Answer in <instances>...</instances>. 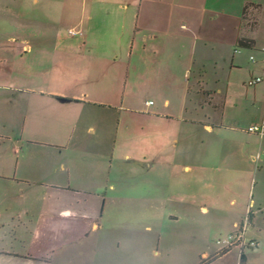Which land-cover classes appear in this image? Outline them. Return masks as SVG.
I'll return each mask as SVG.
<instances>
[{"label": "crops", "instance_id": "1", "mask_svg": "<svg viewBox=\"0 0 264 264\" xmlns=\"http://www.w3.org/2000/svg\"><path fill=\"white\" fill-rule=\"evenodd\" d=\"M247 4L259 7L254 30ZM2 5L0 32L12 31L0 33V264H71V245L90 235L93 256L115 258L110 243L133 248L139 220L162 229L201 216L210 231L254 223L252 205L264 213V137L246 132L264 120V81L229 108L231 84L262 75L263 49L251 63L236 42L257 51L264 0ZM168 199L191 211L163 213ZM219 253L205 258L254 264Z\"/></svg>", "mask_w": 264, "mask_h": 264}, {"label": "rangeland", "instance_id": "2", "mask_svg": "<svg viewBox=\"0 0 264 264\" xmlns=\"http://www.w3.org/2000/svg\"><path fill=\"white\" fill-rule=\"evenodd\" d=\"M5 6H0V9H4ZM70 29H66V33ZM72 30V29H71ZM12 28L7 27L2 29L3 32H11ZM74 31V30H73ZM0 32V33H1ZM257 51L243 50L242 53L246 56H254L256 59L260 58V51L264 49V21L260 22L259 30L255 37ZM224 65V64H223ZM223 65L219 67V71L223 73L224 76L227 75V68L224 69ZM225 84H222L224 86ZM250 91L252 93V87L242 85L240 83H232L229 88V94L231 100L229 102L230 113H232L233 102L238 103L239 112L244 109L243 102H245V92ZM195 90L191 89L189 92V99L193 102L195 99ZM257 95L264 97V86H259L255 90ZM189 112H191V107L189 106ZM243 112V111H241ZM256 171L259 167V161L254 164ZM254 177V175H253ZM252 177V178H253ZM253 184L251 185V188ZM163 208V213H189L179 207V205L168 199V202H163L161 205ZM199 206H206V201H200ZM257 208L252 205L251 213L257 217L254 223L248 226L246 230V239H254L258 243L257 249L255 250H244L245 255L248 257L249 261L254 264L264 263V217L263 214L256 213ZM209 215H214V213H208ZM217 214V213H216ZM191 215V213H190ZM223 220L227 221L228 217L232 213H220ZM247 216V215H246ZM246 216H242L244 220ZM199 223L196 221H191L186 218H180L177 223L167 224L166 227L162 229H155L152 223H146L145 221H136L134 224V230L136 232V245L131 249L124 250L122 245L118 241H112L109 245L112 254L115 258H110L104 260L102 258L93 256L94 244L93 235H90L88 239H83L81 241L75 242L71 245V250L69 251V258L64 260L65 262H71V264H198L200 259H205V255L209 256L212 251L217 250V242H223L228 236L234 232L233 226L227 229V224L216 225L212 227L210 231H204V219L198 216ZM239 224V223H237ZM146 226H150L149 231L145 229ZM259 228V229H258ZM0 241L4 239L0 233ZM94 247V248H93ZM93 248V250H92ZM236 249V250H235ZM231 251L239 252L237 248H232ZM91 252V254H90ZM231 253V252H229ZM231 254L224 258L221 264H233L235 256ZM234 257V258H233ZM118 258L119 260H116ZM104 261V262H102Z\"/></svg>", "mask_w": 264, "mask_h": 264}, {"label": "built area", "instance_id": "3", "mask_svg": "<svg viewBox=\"0 0 264 264\" xmlns=\"http://www.w3.org/2000/svg\"><path fill=\"white\" fill-rule=\"evenodd\" d=\"M68 34L75 35L76 32L73 30H69ZM262 52L264 53V49L262 50ZM249 61L251 63L257 62L254 56H250ZM261 73H262L261 76L251 77L248 80L247 85L254 86L264 81V60L261 62ZM151 104H152L151 102L146 103V105H151ZM246 132L249 134L257 135L259 137H264V120L258 125L249 126L246 129ZM248 215L249 214H247V218L245 219L244 222L240 224H235L233 226L234 232L231 233L227 239H225L223 242L220 241L217 242V246H219L220 252L230 250L232 248H237L239 249V252L242 253L244 250H252L257 247V243L255 241L252 240L248 241L245 239V233L249 223Z\"/></svg>", "mask_w": 264, "mask_h": 264}, {"label": "trees", "instance_id": "4", "mask_svg": "<svg viewBox=\"0 0 264 264\" xmlns=\"http://www.w3.org/2000/svg\"><path fill=\"white\" fill-rule=\"evenodd\" d=\"M259 7L256 5L252 4H247L244 9H243V16L242 18L248 23L247 24V29L254 30L256 25H257V19L254 17L256 13H258ZM236 47L238 49H244V50H253L255 48V42L251 38H245V37H240L238 38L236 42ZM229 250L222 251L218 255H222ZM215 259L214 256L208 257L205 259H200L198 264H210L213 260ZM243 260V256H240V263Z\"/></svg>", "mask_w": 264, "mask_h": 264}]
</instances>
